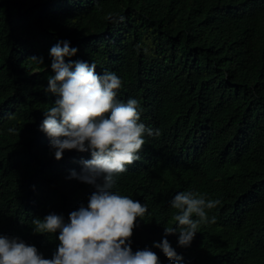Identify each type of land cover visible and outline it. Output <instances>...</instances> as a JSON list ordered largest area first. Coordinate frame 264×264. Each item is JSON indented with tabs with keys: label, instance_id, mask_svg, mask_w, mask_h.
Returning <instances> with one entry per match:
<instances>
[{
	"label": "trees",
	"instance_id": "16d2710c",
	"mask_svg": "<svg viewBox=\"0 0 264 264\" xmlns=\"http://www.w3.org/2000/svg\"><path fill=\"white\" fill-rule=\"evenodd\" d=\"M64 40L78 49L66 62L115 72L118 98L137 99L141 122L159 130L115 178L114 190L149 210L133 251L161 264H264V0H0V234L50 259L59 232L35 234L32 219L68 222L96 191L71 178L91 153L57 160L40 129L57 98L46 91L50 49ZM163 179L221 201L190 247L164 235L175 210L161 204ZM164 238L182 260L154 246Z\"/></svg>",
	"mask_w": 264,
	"mask_h": 264
},
{
	"label": "clouds",
	"instance_id": "9594fccd",
	"mask_svg": "<svg viewBox=\"0 0 264 264\" xmlns=\"http://www.w3.org/2000/svg\"><path fill=\"white\" fill-rule=\"evenodd\" d=\"M118 19L123 21L124 17ZM77 52L67 40L50 49L54 75L49 76L46 91L57 98L44 111L40 129L50 138L57 160L63 158L65 150L91 153V159L81 161L82 172L73 171L71 178L95 186L96 191L86 207L81 205L69 214L68 222L55 213L32 219L35 234L59 232L52 258H45L35 246L18 237L0 234V264H161L151 249L134 252L131 247L138 219H144L149 211L146 200L114 190L115 178L140 158L145 136H158L159 130L141 122L142 108L137 99L125 102L118 98L123 81L115 72L99 74L95 63L83 60L66 62V57ZM30 59L39 65L44 63L43 57ZM161 184L166 189L162 195L170 191L161 204L169 202L175 210L164 235L178 233L179 246L190 247L202 224L215 223L216 217L209 218L208 212L221 201L199 192H178L164 179ZM154 246L170 260L183 259L167 238Z\"/></svg>",
	"mask_w": 264,
	"mask_h": 264
}]
</instances>
